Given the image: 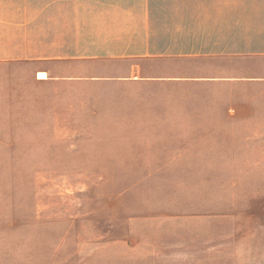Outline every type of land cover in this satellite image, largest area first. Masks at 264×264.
<instances>
[{"label":"crops","instance_id":"1","mask_svg":"<svg viewBox=\"0 0 264 264\" xmlns=\"http://www.w3.org/2000/svg\"><path fill=\"white\" fill-rule=\"evenodd\" d=\"M186 5L0 0V71L89 102L91 124L73 137L182 140L180 150L216 140L227 150V211L161 212L200 225L161 242L158 258L191 252L214 264L223 251L227 264H264V0H227V26L214 32L170 17ZM217 216L227 227L206 226Z\"/></svg>","mask_w":264,"mask_h":264},{"label":"rangeland","instance_id":"2","mask_svg":"<svg viewBox=\"0 0 264 264\" xmlns=\"http://www.w3.org/2000/svg\"><path fill=\"white\" fill-rule=\"evenodd\" d=\"M185 1L170 17L189 32L227 26V0ZM11 78L0 71V264L208 262L191 252L161 261V242L200 224L159 214L227 211V150L216 140L180 150L182 140L73 137L91 124L89 102L26 74ZM213 222L227 227L226 217ZM214 259L227 264L223 251Z\"/></svg>","mask_w":264,"mask_h":264},{"label":"bare ground","instance_id":"3","mask_svg":"<svg viewBox=\"0 0 264 264\" xmlns=\"http://www.w3.org/2000/svg\"><path fill=\"white\" fill-rule=\"evenodd\" d=\"M38 76H39V77H43V76H45V74H44L43 72H39V73H38Z\"/></svg>","mask_w":264,"mask_h":264}]
</instances>
